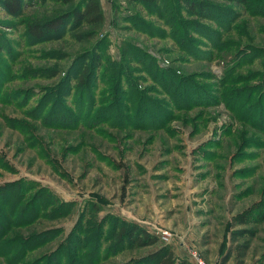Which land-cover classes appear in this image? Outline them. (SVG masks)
Returning <instances> with one entry per match:
<instances>
[{
	"label": "rangeland",
	"instance_id": "obj_1",
	"mask_svg": "<svg viewBox=\"0 0 264 264\" xmlns=\"http://www.w3.org/2000/svg\"><path fill=\"white\" fill-rule=\"evenodd\" d=\"M36 1L0 24V38L13 42L9 54L0 40V264H44L72 230L89 232L105 215L135 222L159 241L98 264H125L163 244L178 258L196 252L206 264H217L227 251L226 264H264V221L244 251L245 239L231 237L245 227L233 223L234 215L264 201V0L244 6L214 1L241 15L229 31L203 21L221 33V43L218 49L201 47V59L170 39L124 29L121 17L130 13L124 1L116 11L111 0H100L104 23L86 43L70 42L67 34L37 43L26 35L25 21L63 8ZM171 2L160 0L154 9ZM102 35L111 60H120L123 40H131L161 65L194 76L204 94H192L196 105L172 109L153 125L141 117L122 118L120 105H108L115 90L106 83L91 94L84 91L82 101L79 88L67 97V85H55L62 74L49 80L33 75L55 64L65 70ZM139 83L148 97L164 99L152 90L153 82ZM123 96L120 104H137L139 95L131 89ZM47 229H53L47 239L34 238ZM27 238L28 248L35 247L13 258L12 250ZM81 255L76 262L89 264L88 247ZM61 258L66 264V254Z\"/></svg>",
	"mask_w": 264,
	"mask_h": 264
},
{
	"label": "trees",
	"instance_id": "obj_2",
	"mask_svg": "<svg viewBox=\"0 0 264 264\" xmlns=\"http://www.w3.org/2000/svg\"><path fill=\"white\" fill-rule=\"evenodd\" d=\"M51 1L63 9L44 19L25 21L26 35L37 41V43L48 41V38L54 35V38H64L67 34V38H70V42L73 43H86L96 37L98 30L101 29L104 23L100 0ZM120 1H124L127 8H130V13L121 17L125 23L124 29L144 35L149 39H170L180 50L200 59L203 54L201 47L218 49L217 47L221 43V33L217 29L204 24L203 21L214 23L218 29L229 31L231 27L229 24L236 21L241 15L232 7L214 2L217 0H173L174 5L171 2L165 6L166 8H161L162 11L154 9L155 5L160 3V0H111L114 10L119 11L121 9ZM222 1L240 6L247 3V0ZM35 4H37L36 0L34 2L31 0H0V24L3 23L2 18L4 16H20L26 7ZM205 39L209 41L205 42ZM0 40L7 43L6 51L10 54L13 42H8L6 38H0ZM105 42L106 38L104 36L97 38L90 48L76 55L72 59L70 67L63 71L55 64L40 69V71L33 70L32 73L33 75L39 74L42 79L46 80L62 74L61 79L55 85H67V97H71L73 91L78 90V88L79 91H82L80 96L84 91L87 93V90L91 94L93 89L97 90L98 86L106 83L115 90L113 99L108 100L111 104L108 105L111 107L120 105L119 114L122 118L127 117L126 120H128L129 115L133 118L141 117L142 123L147 120L149 124L153 125L161 122L163 118L166 119V116L172 113V109H188L196 105L193 102L197 99H192V94H204L203 87H199V82L194 80V76L179 75L173 66L161 65L146 48L140 47L135 42L127 39L123 40L120 49V60L118 61L111 60L107 55ZM214 53L212 54L214 55ZM82 55L85 60L79 58ZM202 56L204 58V54ZM76 62H81L80 68H78L79 66L76 68ZM101 76L106 78L104 82L100 80ZM146 80L154 83V86H151L152 90L159 94V89L164 99L158 101L155 98L148 97L145 95L144 90L138 88L139 82ZM127 88L139 95L137 104L135 103L134 107H131L130 104L126 105L125 102L120 104V101L125 97L123 95ZM81 99L84 100L83 96H81ZM104 109L107 110L108 107ZM134 122L136 123V121ZM92 208L93 211H98L95 204L92 205ZM86 211L88 212V208H85L83 212ZM263 221V200L234 215V224L245 225V227L231 232L232 239H245L242 244L243 251L249 247V240L257 234L255 226ZM92 226L93 230L89 232L84 230L82 234L77 229L72 230L73 232L71 231L59 243L58 247L48 255L49 257L44 264H54L57 259L56 264H64V260L61 258L62 254L67 256L66 264H78L76 260L82 256L81 254L87 247L90 254L88 257L89 264H98L102 259L111 258L124 250L153 246L159 241L158 236L146 228L135 222H127L117 216L105 215L98 222L92 223ZM52 230L40 231L34 238L47 239V233H51ZM2 233L1 231L0 236L4 235ZM26 242H31V240L27 238V240L21 241L16 247L18 250H12L11 256L18 257L19 254L16 255V253L19 251L29 252L35 247L28 248ZM1 245L3 244H0V251L2 252ZM228 259L229 252L227 251L220 257L217 264H226ZM125 264L192 263L186 257H176L172 247L163 244Z\"/></svg>",
	"mask_w": 264,
	"mask_h": 264
},
{
	"label": "built area",
	"instance_id": "obj_3",
	"mask_svg": "<svg viewBox=\"0 0 264 264\" xmlns=\"http://www.w3.org/2000/svg\"><path fill=\"white\" fill-rule=\"evenodd\" d=\"M164 234H168V232H164ZM164 237L166 238V236ZM187 258L190 262L192 261L194 264H206L203 258L199 257L196 252L191 253V255H189Z\"/></svg>",
	"mask_w": 264,
	"mask_h": 264
}]
</instances>
